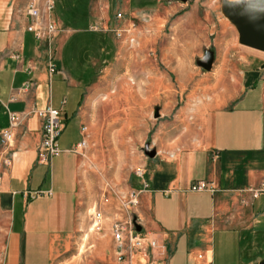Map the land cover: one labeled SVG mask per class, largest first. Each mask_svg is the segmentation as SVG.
<instances>
[{
  "label": "crops",
  "instance_id": "crops-1",
  "mask_svg": "<svg viewBox=\"0 0 264 264\" xmlns=\"http://www.w3.org/2000/svg\"><path fill=\"white\" fill-rule=\"evenodd\" d=\"M30 2L40 7L44 19H55L46 0H0V134L9 127L10 113L20 116L12 142L6 145L0 138L2 264H54L79 230L83 105L94 84L95 62H107L109 57L107 36L102 34L95 45L97 57L85 65L78 50L70 49L74 30L64 28L87 24L90 32L89 26L106 28L108 21H55L64 32L52 38L56 70L48 81L45 46L27 31L30 19L24 9ZM155 6L151 17L146 7L134 9L130 16L144 25L164 21L165 14ZM145 28L141 25L140 37ZM231 36L229 46L237 40L235 33ZM242 48L228 51L236 63L228 65L227 76L211 86L226 91L233 102L227 108L206 110L199 147L150 161L149 188L140 196L139 211L156 246L146 248L141 264H258L262 260L257 262L264 241V196L254 199L248 190L264 179V53ZM158 74L167 81L163 72ZM174 74L179 89L186 88L181 72L175 68ZM30 80L32 87L21 91ZM187 89L192 106V70ZM48 105L59 110L63 128L58 138L61 154L45 166L37 162L41 120L27 110ZM198 181L212 183L215 192L191 191ZM49 191V196L32 197Z\"/></svg>",
  "mask_w": 264,
  "mask_h": 264
},
{
  "label": "rangeland",
  "instance_id": "rangeland-1",
  "mask_svg": "<svg viewBox=\"0 0 264 264\" xmlns=\"http://www.w3.org/2000/svg\"><path fill=\"white\" fill-rule=\"evenodd\" d=\"M46 1L52 3L49 12L56 16L54 21H108L105 30L93 33L88 32L87 24L64 25L74 30L70 49L78 50L85 65L90 66L97 57L95 45L102 34L107 36L109 51L107 62H95L94 84L83 105L86 145L79 149V230L70 238L68 251L54 264H115L110 232L114 222L131 220L135 232L148 235L139 211L140 196L149 188L146 173L152 161L144 149H155L156 158L199 147L206 110L227 108L233 102L226 91L211 86L227 76L228 65L236 63L228 51L243 49L236 28L222 9L224 2L239 0ZM155 4L158 13L165 14L164 21L144 25L131 18L130 13L140 7L148 8L151 17ZM141 25L146 28L140 37ZM232 32L237 40L229 46ZM131 38L134 41L129 42ZM206 51L214 56L210 71L197 64ZM175 68L186 88L179 89ZM190 70L192 106L187 89ZM139 170L143 178L137 176ZM132 196L138 205L128 204ZM96 213L102 217L99 229L93 218ZM2 241L0 231V246ZM257 252L259 262L264 258V241Z\"/></svg>",
  "mask_w": 264,
  "mask_h": 264
},
{
  "label": "built area",
  "instance_id": "built-area-1",
  "mask_svg": "<svg viewBox=\"0 0 264 264\" xmlns=\"http://www.w3.org/2000/svg\"><path fill=\"white\" fill-rule=\"evenodd\" d=\"M52 3L47 4V10L51 9ZM24 12L30 19V23L27 26V31L33 33L34 37L45 46L46 52V67L48 81L56 70V66L53 62V48L52 38L64 30L57 25V23L51 18H43V13L40 7L35 2H30L25 6ZM118 18L121 17L119 13ZM43 21H45L43 23ZM105 30L103 27L97 25L90 26L89 31L99 32ZM119 37V32H116ZM133 41L131 38L129 42ZM14 58H19L17 55ZM32 68H29L26 72L28 75L31 74ZM33 85L32 81H27L23 84L21 91L26 92ZM14 99V96L11 97ZM28 115H35L41 120V140L37 148V162L41 165L50 166L51 161L54 157H58L61 154V150L58 145V138L62 132V124L59 120L60 112L57 109L52 108L50 105L37 109L30 107L27 110ZM20 122V116L16 113L9 114V127L0 134L1 142L8 145L12 142L14 137V130L18 127ZM82 139L80 148L86 145V127H82ZM143 172L137 171V176L143 178ZM147 184L144 182V188ZM193 192H215V187L210 182L198 181L191 186ZM252 198H258L264 196V179L260 184L248 190ZM49 192H35L32 197L49 196ZM131 206L138 205L136 196H132V200L128 201ZM95 221V227L99 229L98 223H100L102 217L100 213L93 215ZM111 236L115 244L114 250V262L115 264H141V261L145 258V249L147 247L154 248L156 243L147 234L141 232H135L132 225V221L127 222L116 221L111 225L110 228ZM201 258V256H198ZM0 264H2V257L0 254Z\"/></svg>",
  "mask_w": 264,
  "mask_h": 264
},
{
  "label": "water",
  "instance_id": "water-1",
  "mask_svg": "<svg viewBox=\"0 0 264 264\" xmlns=\"http://www.w3.org/2000/svg\"><path fill=\"white\" fill-rule=\"evenodd\" d=\"M177 1L184 3L187 0ZM222 9L224 15L236 28L238 43L243 47L264 53V0L224 2ZM213 60V53L206 51L204 57L197 60V64L203 70L210 71ZM154 116L159 117L157 111ZM144 154L153 159L156 156V150L146 147ZM135 228L136 231H140V226L135 225ZM258 264H264V258Z\"/></svg>",
  "mask_w": 264,
  "mask_h": 264
},
{
  "label": "trees",
  "instance_id": "trees-1",
  "mask_svg": "<svg viewBox=\"0 0 264 264\" xmlns=\"http://www.w3.org/2000/svg\"><path fill=\"white\" fill-rule=\"evenodd\" d=\"M88 18H89V16H88Z\"/></svg>",
  "mask_w": 264,
  "mask_h": 264
}]
</instances>
